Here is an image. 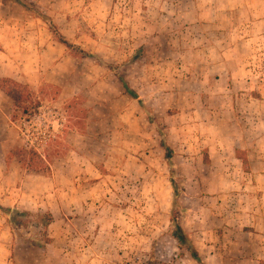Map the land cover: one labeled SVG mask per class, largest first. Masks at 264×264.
Returning a JSON list of instances; mask_svg holds the SVG:
<instances>
[{
  "label": "rangeland",
  "instance_id": "rangeland-1",
  "mask_svg": "<svg viewBox=\"0 0 264 264\" xmlns=\"http://www.w3.org/2000/svg\"><path fill=\"white\" fill-rule=\"evenodd\" d=\"M2 51L0 80L39 108L0 91L10 121L0 191L31 194L26 207L0 205V264H198L172 236L171 180L203 264H264V243L241 238L248 170L227 138L247 125L249 97L264 96V0H0ZM214 143L226 164L209 160ZM3 209L53 222L46 234L32 218L17 228Z\"/></svg>",
  "mask_w": 264,
  "mask_h": 264
},
{
  "label": "crops",
  "instance_id": "crops-1",
  "mask_svg": "<svg viewBox=\"0 0 264 264\" xmlns=\"http://www.w3.org/2000/svg\"><path fill=\"white\" fill-rule=\"evenodd\" d=\"M9 64V58L3 51L0 52V70L6 68ZM0 76L3 75L1 74ZM259 95L260 97L257 99L249 97L248 102L250 109L247 110V125L242 128L239 127L238 132L235 130V133L231 132V134L227 135V138L233 142L232 161L240 165L245 164L248 170L247 173H245L246 185L244 186V191H246L245 196L251 199L249 208H247V210L250 212V215L246 227L249 229H243L244 233L241 238L245 239V241L248 240L249 244L247 247L250 248H259L258 246L264 243L263 240H261L264 239V110L262 108L264 106V96L263 94ZM3 97V94L0 92V135H3L4 132L7 131L10 122L9 114L7 113L9 102L7 100V106H5L4 111L3 100L5 98ZM232 124L233 127H238V125H236L234 122ZM4 149V142L0 139V182L5 180L4 175L6 171V162ZM221 150L223 151V147H220L217 143H214L213 148H210L209 160L212 162L215 161L216 163L220 162L226 164V161H229V159H223L221 157ZM29 195L22 188H16L10 194L9 189H7L6 192L2 190L0 191V205L7 207H19L24 205L26 207L27 205H25V201L29 199ZM258 198H262L261 204L257 203ZM23 200L25 201L23 202ZM29 206L30 208H33L32 203H29ZM25 207L24 209H26ZM3 236L4 233L0 237L1 260L6 259L5 256L8 254V250L6 249V247H8V243L7 241L3 240ZM241 238H236V241L238 242L235 243L236 245H244V243H240Z\"/></svg>",
  "mask_w": 264,
  "mask_h": 264
},
{
  "label": "trees",
  "instance_id": "trees-1",
  "mask_svg": "<svg viewBox=\"0 0 264 264\" xmlns=\"http://www.w3.org/2000/svg\"><path fill=\"white\" fill-rule=\"evenodd\" d=\"M40 18L45 23H47L49 25L51 33L53 35H55V37L59 38L60 42L62 44H64L68 49L73 48V46L68 44L65 40H63L59 36L56 26L51 23V20L49 18H47L46 16H40ZM78 51L81 54V56L84 58H91L92 57L91 55H89V54H87L81 50H78ZM108 68L113 69L110 66ZM113 71H114V69H113ZM115 75L120 80L124 91L127 94H129L133 99H138L137 94L130 89L129 85L125 82V80L123 78H121L116 72H115ZM20 90H21L20 86L17 85L16 83H14L13 81H11L9 79L0 80V91L9 97H12L16 107L18 105H21L24 103H28L27 105H29L30 107L33 106L32 105L33 102L31 99L32 94L31 93L29 94L27 92L24 93L23 91L21 92ZM22 90H23V88H22ZM139 104H140L141 108L143 109V111L146 113L148 121L151 124L155 125V127H156V130L160 136L161 147L165 153V155H164L165 161H166V163L170 169L171 175H173L174 174L173 163H172L173 151L167 144L165 134L162 131V129L155 123L153 115L145 108V106L142 104V102L140 100H139ZM29 106H27V108H25L24 114H26ZM38 108H39V106L36 104L31 109L35 110ZM171 186L173 189L172 210H171V216H170V227L172 230V236L176 240L177 246L180 250L184 249L185 251H187L189 253V255L193 258V260H195L198 264H203L199 253L195 249L192 241L190 240L188 234L185 232V230L183 229V227L181 226L180 221H179L180 213L183 211L181 205L178 203V199L181 196L179 186L177 185V183L174 182V180H171ZM3 211L8 215L11 225H13L14 227H17V228L26 227L29 223H31L30 219L32 218L34 223L39 228H41V230L43 231L44 234H46L47 229L49 228V226L53 222V217L48 212L37 213V214L33 215L29 212H20L18 210L3 209ZM176 211H178V212H176ZM48 243H50V239L46 236H45V244H39L38 241H33V240L31 241V245L33 247L42 248V249ZM152 264H156V263L153 262Z\"/></svg>",
  "mask_w": 264,
  "mask_h": 264
}]
</instances>
